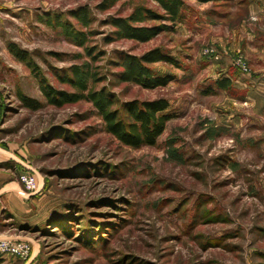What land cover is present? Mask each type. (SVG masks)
Here are the masks:
<instances>
[{
  "label": "rangeland",
  "instance_id": "rangeland-1",
  "mask_svg": "<svg viewBox=\"0 0 264 264\" xmlns=\"http://www.w3.org/2000/svg\"><path fill=\"white\" fill-rule=\"evenodd\" d=\"M185 2L172 29L153 1L0 0V189L24 172L41 187L27 193L30 211L0 218V238L29 244V258L0 264H264V57L239 49L253 20L245 0ZM140 5L156 15L135 25L156 29L149 42L113 25ZM199 20L212 30L203 34ZM219 45L235 54L230 91L217 85L226 80ZM157 49L179 64L150 66L173 77L166 87L120 78L125 60ZM76 70L93 74L89 89L122 119L128 103L167 99L172 119L156 145H123L88 100L51 105L43 89L76 95ZM242 76L253 90L234 84Z\"/></svg>",
  "mask_w": 264,
  "mask_h": 264
},
{
  "label": "trees",
  "instance_id": "trees-1",
  "mask_svg": "<svg viewBox=\"0 0 264 264\" xmlns=\"http://www.w3.org/2000/svg\"><path fill=\"white\" fill-rule=\"evenodd\" d=\"M121 0H110L112 4ZM134 2L136 0H129ZM156 2L160 10L164 13L159 19L169 22L172 29L178 23L184 20V11L186 7L185 0H144ZM200 4L217 3L226 0H196ZM87 15L81 17V21L88 24ZM156 16L154 12L140 5L135 9L133 14L124 20H115L113 25L117 27L123 38L138 40L140 42H149L153 40L158 33L156 29L148 27H137ZM79 18V17H78ZM80 20V18H79ZM67 36L73 38L76 42H84L86 35L68 29L64 26ZM12 53L20 60L26 61V52H21L17 47H11ZM168 63L178 66V62L161 49L149 52L140 58L129 57L124 62V73L120 74V78L124 82H136L146 88L166 87L172 80V76H158L150 68L151 65L157 63ZM30 65V64H29ZM76 73V82L73 85L77 91L76 95L67 97L65 94H60L58 91L50 87H45L43 93L51 105L62 106L66 103H78L81 100H88L98 110L101 115L106 131L114 136L123 145L141 149L145 146H155L157 140L163 135L166 130L167 123L172 119L171 115L163 113L169 108L170 104L167 99L160 98L154 101L132 102L125 106L127 115L125 118H120L119 112L114 111V102L105 93L97 92L94 88L89 89V82L94 80L92 73L82 74L79 71ZM70 84V83H69ZM218 88L221 90L230 91V80H222L217 82ZM23 101H27L25 97L19 94ZM59 98V101L57 98ZM32 109H38L39 106L30 105Z\"/></svg>",
  "mask_w": 264,
  "mask_h": 264
},
{
  "label": "crops",
  "instance_id": "crops-1",
  "mask_svg": "<svg viewBox=\"0 0 264 264\" xmlns=\"http://www.w3.org/2000/svg\"><path fill=\"white\" fill-rule=\"evenodd\" d=\"M246 1V9H247V17L249 19H252L251 23L248 27L243 26V31L245 35V41L244 45L239 46V49L243 51V53L247 54L248 56H251L250 53H247V50H252L257 53L252 55L255 56H263L264 57V36H258L255 34V29L258 30L259 26L264 27V0H245ZM212 25L210 22L199 20L197 24V28L201 29V32L203 34H207L212 30ZM253 30V33L247 32V28H250ZM215 41H218L215 40ZM217 44V43H215ZM220 48V57L221 63L224 66V69L221 71L224 74V78H230L229 75V67H233L232 63V57L235 56L233 54L232 50L227 51L222 45H219ZM223 79V78H222ZM241 80V81H240ZM239 81H235L234 84L241 88V89H250L253 90L250 86H256L253 81L248 76L241 77ZM256 82V81H255ZM261 87H264V81L260 83ZM252 88V89H251ZM5 182H2V186L0 189V218L2 216L3 211L7 210L9 211L13 216H17V214H20L23 211H30L32 203H34V199H28L27 193L22 189L21 185L16 182L11 176L5 175ZM8 182V183H7ZM6 183V185L4 184Z\"/></svg>",
  "mask_w": 264,
  "mask_h": 264
},
{
  "label": "built area",
  "instance_id": "built-area-1",
  "mask_svg": "<svg viewBox=\"0 0 264 264\" xmlns=\"http://www.w3.org/2000/svg\"><path fill=\"white\" fill-rule=\"evenodd\" d=\"M242 70L246 72L247 69L243 67ZM18 180L26 193L37 194L41 191L37 177L30 172L20 173ZM30 253L31 248L29 244H16L12 243L11 240L0 238V257L12 256L21 260H27Z\"/></svg>",
  "mask_w": 264,
  "mask_h": 264
}]
</instances>
